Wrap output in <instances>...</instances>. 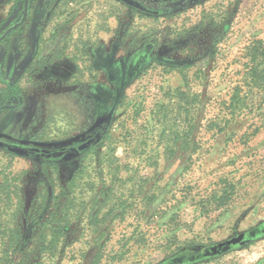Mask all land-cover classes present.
<instances>
[{
  "label": "rangeland",
  "instance_id": "obj_1",
  "mask_svg": "<svg viewBox=\"0 0 264 264\" xmlns=\"http://www.w3.org/2000/svg\"><path fill=\"white\" fill-rule=\"evenodd\" d=\"M58 3L54 35L106 27L119 56L144 44L147 63L130 76L132 57L104 137L75 161L0 151V255L18 246L6 237L18 228L27 264H161L263 223L264 74L247 75L246 52L264 43V0H198L165 16L117 0ZM65 120L48 114V134ZM191 264H264V233Z\"/></svg>",
  "mask_w": 264,
  "mask_h": 264
},
{
  "label": "flooded vegetation",
  "instance_id": "obj_2",
  "mask_svg": "<svg viewBox=\"0 0 264 264\" xmlns=\"http://www.w3.org/2000/svg\"><path fill=\"white\" fill-rule=\"evenodd\" d=\"M58 1L7 0L0 16V151L56 167L99 143L111 123L118 90L147 63L146 57H139L128 75L130 67L120 57L109 75L112 60L98 59L101 43L94 34L67 41L48 28ZM149 1L144 4L155 11L146 15L165 16L198 0ZM67 14L64 10L60 18ZM59 93L61 105L47 104V94ZM50 113H62L66 119L54 134H48ZM32 115H37L39 126L30 132L26 118Z\"/></svg>",
  "mask_w": 264,
  "mask_h": 264
},
{
  "label": "trees",
  "instance_id": "obj_3",
  "mask_svg": "<svg viewBox=\"0 0 264 264\" xmlns=\"http://www.w3.org/2000/svg\"><path fill=\"white\" fill-rule=\"evenodd\" d=\"M117 1L124 4L129 10L139 12L141 14L146 15V13H150V12L152 13L153 11H155L152 7H147V5L144 4V0H117ZM149 16H152V15H149ZM246 56H247V64H246L247 75L250 76L251 78H256V77L258 78L260 77V75H263L264 74V64H263L264 43L261 40L252 41V43L248 47ZM259 57H261L260 61L258 60ZM263 77L264 76H262V78ZM0 186H2V184ZM3 187L4 188L2 192L5 193V199L7 201H10V199L12 198L11 193L13 192V190L8 185H5ZM58 196L53 195L52 206L47 213L48 214L47 221L50 218V220L52 219V222H54V226H52L51 228V231H54L51 233L53 236H56L58 232L62 231L61 230L62 228L56 225L57 220L59 218L58 214L60 210L58 206V202H57ZM46 198L47 197L45 195L41 196V207H42V204L45 205ZM4 233L5 232H2L1 235H5ZM6 237L7 239L9 238L10 242L13 241L11 242L12 246L13 244L18 245V246H16L15 248L11 247L12 248L11 251L4 250L3 255H0V264H27V261H26L27 258L24 256L26 254L23 250L20 249V245H19L20 233L18 231V228L16 230L9 229ZM182 252L186 253V251H182ZM191 263L192 262H188L185 264H191ZM29 264H38V263H29Z\"/></svg>",
  "mask_w": 264,
  "mask_h": 264
},
{
  "label": "crops",
  "instance_id": "obj_4",
  "mask_svg": "<svg viewBox=\"0 0 264 264\" xmlns=\"http://www.w3.org/2000/svg\"><path fill=\"white\" fill-rule=\"evenodd\" d=\"M94 36L96 37L95 34H94ZM113 37L114 36L111 37V35H109V33H107L106 27H101L99 29V34L97 35V38L95 39V40H99L101 43V50L98 53V59H100V61H101L102 58L106 57L107 59L109 58V60L110 59L112 60L111 61V67L110 66L108 67L109 75L111 73L112 66H114L117 63V61L119 62L120 57L123 59L124 65L128 68V66L130 65V62L132 61L131 60L132 57H136L138 54H140V55H138V58H139V57H141V55H144V52H145V50L143 52L144 44H141L140 46H138L135 49L136 52L135 51L134 52L131 51V52H127V53L124 52L121 56H119L120 49H118L119 47L117 46L118 38H116V36L114 38ZM49 74L55 77V74H53V73H49ZM50 75H46L47 79H52V77ZM111 77H112V75H111ZM126 84H127V80H124L122 87L118 90V94H117L118 97L117 98H119V96L123 93V90L126 87ZM47 89L48 88L43 89V90L47 91ZM43 90L41 91V93H43ZM33 91L35 93L40 94V91H38V92L35 90H33ZM53 94L51 96H49V94H47L48 96L46 97V99L49 100V102L47 104H52L50 102L51 100L56 101L58 103H61V99H63V97L61 96V93H59L57 96H55L56 93H55V95H53ZM26 119H27L26 131L33 132L35 130V128L37 129V126L39 124V120H38L37 115H32L31 117H27Z\"/></svg>",
  "mask_w": 264,
  "mask_h": 264
},
{
  "label": "water",
  "instance_id": "obj_5",
  "mask_svg": "<svg viewBox=\"0 0 264 264\" xmlns=\"http://www.w3.org/2000/svg\"><path fill=\"white\" fill-rule=\"evenodd\" d=\"M263 232L264 222L259 226H256L255 228L240 234L239 238L229 239L227 241L214 244L203 249H196L194 250V253L190 254L182 252L181 254L162 262L161 264H185L188 262L198 261L200 259H205L211 256L225 253L233 249L234 247H237L240 243L243 242V240L260 235Z\"/></svg>",
  "mask_w": 264,
  "mask_h": 264
}]
</instances>
